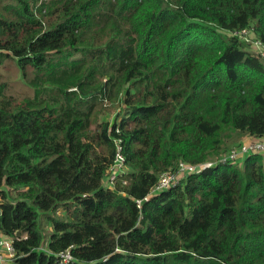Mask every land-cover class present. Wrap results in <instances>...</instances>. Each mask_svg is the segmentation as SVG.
Returning a JSON list of instances; mask_svg holds the SVG:
<instances>
[{"label":"trees","instance_id":"trees-1","mask_svg":"<svg viewBox=\"0 0 264 264\" xmlns=\"http://www.w3.org/2000/svg\"><path fill=\"white\" fill-rule=\"evenodd\" d=\"M245 30L264 45V0H0V66L16 58L34 90L16 100L0 81L14 264H264L263 155L152 194L227 139L264 138V58ZM118 146L129 172L108 187Z\"/></svg>","mask_w":264,"mask_h":264},{"label":"built area","instance_id":"built-area-1","mask_svg":"<svg viewBox=\"0 0 264 264\" xmlns=\"http://www.w3.org/2000/svg\"><path fill=\"white\" fill-rule=\"evenodd\" d=\"M248 32L250 31L245 30L241 35L245 37ZM234 35L236 36V34ZM255 44L257 46L258 53L262 58H264V45L258 40H256ZM249 155L264 156V138L250 139L247 143L232 149L219 161H215V163L211 162L201 165H191L182 162L180 163L177 172H168L161 176L160 181L158 185L153 189L152 194H158L175 187L187 175L199 173L203 169L217 164H233ZM125 162L126 161L123 155L122 148L121 146H118L115 164L111 168V176L119 177L124 175L126 171ZM16 256L17 254L14 248L13 239L0 234V264H14ZM57 257L60 259L61 264H68L73 259L72 255L69 252L61 253Z\"/></svg>","mask_w":264,"mask_h":264},{"label":"rangeland","instance_id":"rangeland-1","mask_svg":"<svg viewBox=\"0 0 264 264\" xmlns=\"http://www.w3.org/2000/svg\"><path fill=\"white\" fill-rule=\"evenodd\" d=\"M257 37L253 32H248L245 36V42L248 45V50H252L258 53L257 46L255 44ZM33 78L32 70H28V76H24L22 69L18 66L17 59L14 57H10L4 60L3 65L0 66V81L5 82L8 86L7 88V96H11L16 100H23L28 97L34 96V90L30 87L29 81ZM107 105V104H106ZM103 115H100L99 118L101 119ZM250 140L248 136H234L233 138L227 139L228 142V151L230 152L232 149L247 143ZM228 152V153H229ZM227 154V153H226ZM215 161L209 160L206 163H211ZM243 162V159L238 160L236 163L240 165ZM129 172V169L126 168L125 174ZM114 178H118L115 176H111L105 182V185L108 187H113L112 180ZM18 192L14 191L12 193V199L18 198ZM63 208H60L57 212L59 217H63ZM41 228L44 232L45 237L47 238L49 233L52 231V226L46 219H42Z\"/></svg>","mask_w":264,"mask_h":264}]
</instances>
